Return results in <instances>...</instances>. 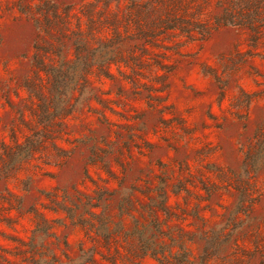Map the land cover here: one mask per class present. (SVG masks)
<instances>
[{
  "label": "rangeland",
  "instance_id": "1",
  "mask_svg": "<svg viewBox=\"0 0 264 264\" xmlns=\"http://www.w3.org/2000/svg\"><path fill=\"white\" fill-rule=\"evenodd\" d=\"M0 264H264V0H0Z\"/></svg>",
  "mask_w": 264,
  "mask_h": 264
}]
</instances>
